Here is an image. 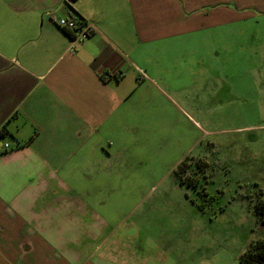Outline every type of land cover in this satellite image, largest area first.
Returning a JSON list of instances; mask_svg holds the SVG:
<instances>
[{"label": "crops", "instance_id": "1", "mask_svg": "<svg viewBox=\"0 0 264 264\" xmlns=\"http://www.w3.org/2000/svg\"><path fill=\"white\" fill-rule=\"evenodd\" d=\"M238 8L264 14V0H0V131L12 146L0 153V264H182L81 181L121 170L102 131L127 121L132 80L160 64L150 46L228 25ZM54 15L96 32L74 42Z\"/></svg>", "mask_w": 264, "mask_h": 264}, {"label": "rangeland", "instance_id": "2", "mask_svg": "<svg viewBox=\"0 0 264 264\" xmlns=\"http://www.w3.org/2000/svg\"><path fill=\"white\" fill-rule=\"evenodd\" d=\"M238 9L228 25L150 46L160 64L132 80L127 121L102 131L121 170L80 183L182 264H240L247 239L264 238L254 211L264 199V14ZM186 156L193 187L176 175Z\"/></svg>", "mask_w": 264, "mask_h": 264}, {"label": "trees", "instance_id": "3", "mask_svg": "<svg viewBox=\"0 0 264 264\" xmlns=\"http://www.w3.org/2000/svg\"><path fill=\"white\" fill-rule=\"evenodd\" d=\"M80 24L83 22H79ZM5 130L0 131V136L5 137ZM188 157L186 156L182 159L176 167V175L178 177V182L181 185L192 186L188 179H185V175L182 176V172H185L188 168L187 163ZM202 162L198 160L197 164ZM205 162V161H204ZM254 211L256 218L260 219V223L264 225V199L258 197L254 202ZM240 264H263L264 263V238H257L251 240L244 252L239 257Z\"/></svg>", "mask_w": 264, "mask_h": 264}, {"label": "built area", "instance_id": "4", "mask_svg": "<svg viewBox=\"0 0 264 264\" xmlns=\"http://www.w3.org/2000/svg\"><path fill=\"white\" fill-rule=\"evenodd\" d=\"M66 2L70 0H65ZM54 22L57 26L67 31L74 32L73 41H79L96 32V28L91 23H79L72 17L54 15ZM12 146L5 140V137L0 136V153L10 150ZM264 264V263H263Z\"/></svg>", "mask_w": 264, "mask_h": 264}, {"label": "flooded vegetation", "instance_id": "5", "mask_svg": "<svg viewBox=\"0 0 264 264\" xmlns=\"http://www.w3.org/2000/svg\"><path fill=\"white\" fill-rule=\"evenodd\" d=\"M200 159H203V160H204V158H202V157H199V158H197V161H198V160H200ZM205 163L207 164V162H206V161H205Z\"/></svg>", "mask_w": 264, "mask_h": 264}]
</instances>
